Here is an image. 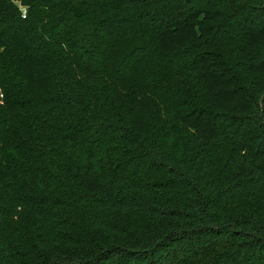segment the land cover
I'll use <instances>...</instances> for the list:
<instances>
[{
    "label": "trees",
    "instance_id": "obj_1",
    "mask_svg": "<svg viewBox=\"0 0 264 264\" xmlns=\"http://www.w3.org/2000/svg\"><path fill=\"white\" fill-rule=\"evenodd\" d=\"M0 95V264H264V0H0Z\"/></svg>",
    "mask_w": 264,
    "mask_h": 264
},
{
    "label": "clouds",
    "instance_id": "obj_2",
    "mask_svg": "<svg viewBox=\"0 0 264 264\" xmlns=\"http://www.w3.org/2000/svg\"><path fill=\"white\" fill-rule=\"evenodd\" d=\"M14 2L17 4V6L19 7V0H14ZM21 12L22 13H26V8H21Z\"/></svg>",
    "mask_w": 264,
    "mask_h": 264
},
{
    "label": "rangeland",
    "instance_id": "obj_3",
    "mask_svg": "<svg viewBox=\"0 0 264 264\" xmlns=\"http://www.w3.org/2000/svg\"><path fill=\"white\" fill-rule=\"evenodd\" d=\"M3 98L4 96L3 95H0V103L3 104Z\"/></svg>",
    "mask_w": 264,
    "mask_h": 264
}]
</instances>
